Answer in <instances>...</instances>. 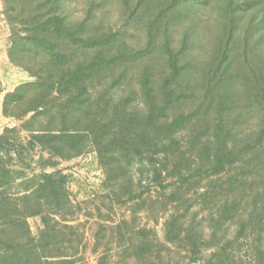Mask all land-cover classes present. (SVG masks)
Listing matches in <instances>:
<instances>
[{"label": "rangeland", "instance_id": "374dc122", "mask_svg": "<svg viewBox=\"0 0 264 264\" xmlns=\"http://www.w3.org/2000/svg\"><path fill=\"white\" fill-rule=\"evenodd\" d=\"M0 137V264H264V0H0Z\"/></svg>", "mask_w": 264, "mask_h": 264}, {"label": "trees", "instance_id": "16d2710c", "mask_svg": "<svg viewBox=\"0 0 264 264\" xmlns=\"http://www.w3.org/2000/svg\"><path fill=\"white\" fill-rule=\"evenodd\" d=\"M53 18H57V17L53 14ZM162 108H163V106L159 105V104L154 105L152 107V112L150 113V116H149V120L151 122H154V120L158 117L156 111H160ZM0 147L4 150H7V151L14 149V146L11 143H9V142L3 143V140L1 137H0ZM56 204H57L56 206H58V207L51 209V211H50L51 214H57L56 212L58 210H60V207L62 206V204L60 202H56ZM24 226H25V231H24V233H25L24 237L25 238H22L20 240H16V239L10 240V242L7 243V244H10L12 246L11 248L14 249V252H13L14 255L11 256L12 257V264H31L30 260L23 261V259L28 258L27 255L29 252H31L30 254H33V252L39 251V246H37V241L39 238L31 235L30 230L27 228L26 222H24ZM66 226L69 227V225H66ZM22 249H23V254L21 255L20 252ZM24 253H27V254H24ZM38 259H39V261L42 260L40 255H38Z\"/></svg>", "mask_w": 264, "mask_h": 264}]
</instances>
